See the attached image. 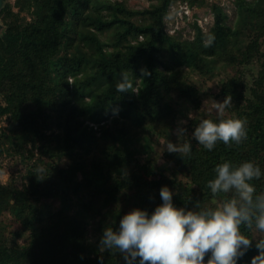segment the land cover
Instances as JSON below:
<instances>
[{
  "label": "trees",
  "instance_id": "obj_1",
  "mask_svg": "<svg viewBox=\"0 0 264 264\" xmlns=\"http://www.w3.org/2000/svg\"><path fill=\"white\" fill-rule=\"evenodd\" d=\"M178 1L186 0L129 10L123 1L16 0L15 11L5 0L0 113L9 119L0 132V173L6 161L12 171L7 182L0 179V231L8 214L22 227L0 238V264H127L118 251H101L104 230H117L128 210L151 214L162 203L164 186L177 208L218 206L231 193L213 196L207 183L223 162L259 166L262 176L251 183L264 192V0L239 2L240 20L256 34L238 53L229 47L233 30L218 4L211 6V47H204L207 34L198 22L193 39L169 35L165 18ZM101 4L112 17L98 10ZM114 26L119 28L113 36ZM219 58L226 66L258 65L251 82L239 70L216 92L231 99L233 115L187 119L184 111L182 118L170 104L173 94L198 108L202 98L187 81L189 71L212 74ZM122 72L135 91L116 90ZM179 118L182 144H190L191 152L165 149L158 164L151 134H169ZM204 119H240L247 137L231 146L218 141L209 151L192 136ZM58 199L59 208L52 210ZM255 243L237 264H251L258 255Z\"/></svg>",
  "mask_w": 264,
  "mask_h": 264
},
{
  "label": "clouds",
  "instance_id": "obj_2",
  "mask_svg": "<svg viewBox=\"0 0 264 264\" xmlns=\"http://www.w3.org/2000/svg\"><path fill=\"white\" fill-rule=\"evenodd\" d=\"M214 39L207 35L204 47H211ZM141 71L145 73L144 69ZM121 75L123 79L117 82L116 90L135 91L127 72ZM230 104L228 97L217 104L218 111L222 114ZM192 136L211 151L218 141L229 146L232 142L240 144L247 133L245 122L240 119H221L218 123L204 119ZM167 150L183 156L191 152V146L170 142ZM214 172L215 178L208 181L207 187L213 196L231 193L230 198L216 207L200 209L197 205L198 210H186L174 205L172 191L164 186L159 193L162 203L151 214L134 209L123 215L117 230H104L101 251H118L127 264H134L137 259L139 264H237L255 240L258 255L251 264H264V192L257 193L251 183L261 178L260 167L248 161L235 167L223 162ZM246 232L262 235L255 238Z\"/></svg>",
  "mask_w": 264,
  "mask_h": 264
},
{
  "label": "rangeland",
  "instance_id": "obj_3",
  "mask_svg": "<svg viewBox=\"0 0 264 264\" xmlns=\"http://www.w3.org/2000/svg\"><path fill=\"white\" fill-rule=\"evenodd\" d=\"M13 3V9L15 11L18 10V7L15 5L16 0H11ZM119 1H123L126 7L129 10H143L147 8L151 3H156L157 0H99L100 3H112L115 4ZM194 1L195 3L191 4ZM252 0H244V2H250ZM240 0H186L183 3L178 1L175 3L169 12V15L165 18V31L172 35L173 37H177V39L181 42L184 39H193L194 36V28L193 23L198 22V24L203 28L207 35L210 34L211 28L214 23V15L211 10V6L213 4H218L222 6L228 14V23L233 30L231 34V41L229 47L238 53L245 45L248 44L250 39L254 36L253 29L249 22L244 18L240 20V9H239ZM98 10L105 14L106 16L111 15L110 9L106 5H98ZM23 15H27L30 20L32 16L27 12H24ZM0 20L3 23V27L5 24L3 22L2 17L0 16ZM119 27L114 26L111 28V32L113 36L118 31ZM108 34V33H106ZM264 40V38H262ZM262 49L264 50V42L262 43ZM225 59L219 58L217 62V66L212 70V74H200L198 71H189L188 74V82L196 87L199 91V97L202 98L201 105L197 108L193 101H189L185 97L179 96L177 93L173 94L172 99L170 100L171 106L176 109V112H179L182 118H184V111L188 114L187 119L193 118H201L203 115H214L218 117H230L233 115L232 107L233 103L224 108L223 113L221 114L218 111L217 104L223 103L224 100L216 97V92H218L221 87L222 82L227 81L230 77L236 76L238 71H244L247 75V78L252 81V75L257 74L258 65L254 63V67L244 68L237 67L231 65H223V61ZM214 72V74H213ZM0 104L5 105V101L3 99L2 94H0ZM120 116V115H116ZM121 118V117H120ZM8 115H2L0 113V132L3 128L8 125ZM180 118L176 122L175 126L170 128L167 131L169 134H158V131L151 134V144L152 148L156 150V160L158 164H161L163 159V155L165 149H167L168 143H174L177 146H182L181 137V124ZM167 125L170 126L169 123ZM180 134V135H179ZM184 137V136H183ZM63 162L66 161L65 158L62 159ZM12 171V168L8 165V161L5 162L4 170L0 173V179L3 182H7L9 180V175ZM60 200H52L51 209L55 210L60 206ZM122 208H126V203L119 204ZM49 209V208H48ZM98 210L103 213L105 210L98 207ZM131 210H128L130 212ZM102 216V214H100ZM99 216V215H98ZM100 218V216H99ZM98 218V219H99ZM3 229L0 231V238L2 236H11V233L14 230L20 229L21 223L17 222L11 215H6V217L2 221ZM255 238H259L262 234L254 233ZM92 235V234H91ZM26 240V239H25ZM20 245L24 244L23 239L18 240Z\"/></svg>",
  "mask_w": 264,
  "mask_h": 264
},
{
  "label": "water",
  "instance_id": "obj_4",
  "mask_svg": "<svg viewBox=\"0 0 264 264\" xmlns=\"http://www.w3.org/2000/svg\"><path fill=\"white\" fill-rule=\"evenodd\" d=\"M5 5V0H0V13ZM3 23L0 20V33L4 30Z\"/></svg>",
  "mask_w": 264,
  "mask_h": 264
}]
</instances>
